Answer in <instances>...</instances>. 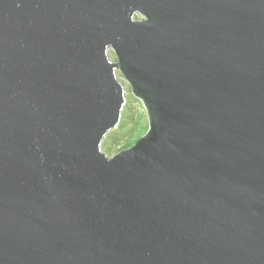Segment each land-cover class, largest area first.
<instances>
[{
	"label": "water",
	"instance_id": "1",
	"mask_svg": "<svg viewBox=\"0 0 264 264\" xmlns=\"http://www.w3.org/2000/svg\"><path fill=\"white\" fill-rule=\"evenodd\" d=\"M0 264H264V0H0Z\"/></svg>",
	"mask_w": 264,
	"mask_h": 264
},
{
	"label": "rangeland",
	"instance_id": "2",
	"mask_svg": "<svg viewBox=\"0 0 264 264\" xmlns=\"http://www.w3.org/2000/svg\"><path fill=\"white\" fill-rule=\"evenodd\" d=\"M139 16L141 17L138 15L136 18H140ZM110 55L112 59H117L112 50H110ZM119 76L120 79H123L120 73ZM122 82L126 87L127 101L123 107L121 121L116 128L109 131L102 144V150L109 157L134 146L139 139L147 134L149 129L148 113L143 100L133 94L128 82L125 80Z\"/></svg>",
	"mask_w": 264,
	"mask_h": 264
},
{
	"label": "trees",
	"instance_id": "3",
	"mask_svg": "<svg viewBox=\"0 0 264 264\" xmlns=\"http://www.w3.org/2000/svg\"><path fill=\"white\" fill-rule=\"evenodd\" d=\"M141 17H142V16H141ZM141 17H140V18H141ZM119 138H120V137H119ZM110 152H111V151H110ZM110 152H108V153H110ZM111 153H112V152H111Z\"/></svg>",
	"mask_w": 264,
	"mask_h": 264
}]
</instances>
